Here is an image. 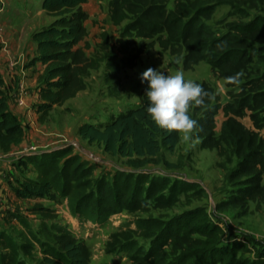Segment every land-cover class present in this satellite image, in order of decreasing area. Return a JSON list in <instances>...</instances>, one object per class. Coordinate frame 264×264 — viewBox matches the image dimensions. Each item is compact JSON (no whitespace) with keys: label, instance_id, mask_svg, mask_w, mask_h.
Returning a JSON list of instances; mask_svg holds the SVG:
<instances>
[{"label":"trees","instance_id":"trees-1","mask_svg":"<svg viewBox=\"0 0 264 264\" xmlns=\"http://www.w3.org/2000/svg\"><path fill=\"white\" fill-rule=\"evenodd\" d=\"M88 0H41V8L52 22L31 35L35 46L31 66L42 67L37 76L38 121L44 123L55 107L64 105L87 88L86 80L108 56L104 38L102 56L87 54L90 48L83 6ZM262 0H110L109 19L120 28V48L124 67H133L132 57L151 51L155 46L182 59L184 70L200 62L223 80L229 89L223 105L212 86L202 84L213 98L205 105L194 103L190 114L198 121L193 137L202 150L215 151L226 162H235L227 174L234 194L229 205L249 211V203L264 202V16L248 14L261 11ZM218 5H227L238 16L224 31L209 24ZM128 39H134L128 42ZM141 41V42H140ZM114 73L118 66H109ZM9 87L0 74V155L20 145L24 129L9 109ZM236 90V91H234ZM145 92L139 102L111 116L101 124L84 122L77 135L89 145L99 146L104 153L125 160L129 172L101 173L96 166L74 154L71 146L54 151L23 156L34 166L36 178L16 182L13 191L20 200H31V214L38 216L47 230L50 242L39 241L40 264H91L89 245L78 239L66 226L58 224L54 210L38 201L56 202L66 198L73 215L80 222L103 224L110 217L126 213H148L149 209H170L179 196L189 192L191 184L171 181L144 172L150 165L173 169L161 155L164 147L173 151L180 132L158 127L147 113ZM223 121L216 132L215 117ZM247 118L251 127L242 120ZM204 213L187 212L161 225L156 220H137L135 229H121L109 235L105 251L124 252L129 264H236L237 251L220 247L214 231L204 225ZM46 223V224H44ZM215 237H214V236ZM211 238L203 241L199 237ZM135 237L148 240L147 250ZM214 237V238H213ZM0 264H26L20 252L29 254L31 245H16L3 237Z\"/></svg>","mask_w":264,"mask_h":264},{"label":"rangeland","instance_id":"rangeland-1","mask_svg":"<svg viewBox=\"0 0 264 264\" xmlns=\"http://www.w3.org/2000/svg\"><path fill=\"white\" fill-rule=\"evenodd\" d=\"M110 0H88L83 9L88 13L86 22L88 36L86 42L90 48L87 54L102 56L104 38L108 40L106 52L108 56L100 63L97 70L91 72L87 78V88L64 105L55 107L44 123L38 121L37 100L28 104L23 99L16 101L17 95L23 91L33 89L34 81L42 67L39 64L31 66L35 46L31 43L34 31L46 27L52 22L41 8V0H0V74L9 87L8 101L10 106L19 107L18 120L24 129L25 138L23 149L35 148L36 153L54 152L71 146L74 154L81 160L96 166L95 176L101 173L129 172L125 160L113 157L103 152L97 145H89L77 135V128L84 122L101 124L111 116L134 107L139 102V95L146 93L147 81H142L141 73L151 67L175 74L182 71L186 79L204 81L214 89L218 103L223 105L228 101V88L225 82L219 79L210 70L205 62H200L191 70H184L182 59L163 52L155 46L146 54L135 60L134 66H121L119 52L120 28L113 25L109 19ZM173 0H169L171 6ZM261 11L249 10L248 14L264 16V0L261 2ZM238 16L227 5H218L208 24L216 31H224L226 26L236 20ZM134 39H128L132 42ZM141 42V41H140ZM179 59V63H177ZM118 66V72L109 69ZM30 85L32 87L30 88ZM236 91V90H234ZM12 103H15L14 106ZM216 132L219 133L223 121L221 112L215 117ZM242 122L251 127L247 118ZM187 135L188 138H185ZM179 143L173 151L161 149L164 159L175 165L168 169L163 165H148L144 172L152 173L157 177L168 178L171 181L191 184V190L179 196V202L170 209H149L148 213H135L133 215L121 213L110 217L99 226L91 221H78L73 215L66 198H58L56 202L48 200L38 201V204L54 210L56 221L69 228L78 239L86 242L92 253L91 264H129L124 252L109 254L105 251V244L110 234L121 229H135L137 220H156L161 225L180 215L201 211L204 213V225L207 228L218 229L215 236H220L217 242L227 251L234 246L237 251L236 264H264V202L259 206L249 203V211L244 213L242 208L229 205L227 201L234 194V187L227 182V174L234 168L235 162L228 163L220 158L215 151L202 150L199 141L191 133L180 132ZM22 148L17 152H21ZM24 151V150H23ZM22 151V152H23ZM15 171L12 170L13 183L24 178H36L34 166L30 165L24 157L15 155ZM25 159V160H23ZM36 202V201H34ZM34 203L30 202L28 209L20 214L11 213L15 224L8 225V229L0 231V241L3 237H11L16 245H31L33 251L29 254L20 252V258L26 264H40L41 251L39 241L49 243L50 228H43V222L38 216L31 214L29 209ZM25 210V209H24ZM46 224V223H44ZM214 236V235H213ZM214 236V237H215ZM213 237V238H214ZM203 241L211 238L201 236ZM212 240V239H211ZM135 242L144 250L149 246L148 240L135 237ZM3 249L0 247V253Z\"/></svg>","mask_w":264,"mask_h":264},{"label":"clouds","instance_id":"clouds-1","mask_svg":"<svg viewBox=\"0 0 264 264\" xmlns=\"http://www.w3.org/2000/svg\"><path fill=\"white\" fill-rule=\"evenodd\" d=\"M176 62L179 63V59ZM141 79L148 83L146 111L155 124L165 130L191 133L198 124L190 114L192 104L202 106L213 98L202 84L186 79L182 71L168 74L149 67L141 73Z\"/></svg>","mask_w":264,"mask_h":264},{"label":"crops","instance_id":"crops-1","mask_svg":"<svg viewBox=\"0 0 264 264\" xmlns=\"http://www.w3.org/2000/svg\"><path fill=\"white\" fill-rule=\"evenodd\" d=\"M31 87L32 85H30V88ZM37 98L39 102L37 83L36 81H34L33 89L31 88L29 91L21 92L19 95H17V98L15 100L21 102V99H23L26 103L31 104L32 101L37 100ZM14 104L15 103H12L13 106ZM8 105L10 111L18 119L20 105L19 107H17L16 110L15 108L13 109L12 106H10L9 101H8ZM23 144H24V140L20 145L13 147L11 151L8 152L7 154L0 155V231H3L4 228L8 229V225L15 224L14 217L9 216L8 211H10L11 213H16V215L17 214L20 215L28 209L27 206L29 205L30 202L34 203V201L31 200L18 199L15 192L13 191V187L15 186V183L12 182L13 177H11V174L13 175L12 170L15 171V167H16V164L13 163L17 159L15 155L20 154V156L23 157L21 155L22 151L25 150V148L23 149ZM21 148L23 150L21 152H17Z\"/></svg>","mask_w":264,"mask_h":264},{"label":"built area","instance_id":"built-area-1","mask_svg":"<svg viewBox=\"0 0 264 264\" xmlns=\"http://www.w3.org/2000/svg\"><path fill=\"white\" fill-rule=\"evenodd\" d=\"M32 154H37V153H36L35 148H31V147L25 149V150L21 153L22 156H27V155H32Z\"/></svg>","mask_w":264,"mask_h":264}]
</instances>
